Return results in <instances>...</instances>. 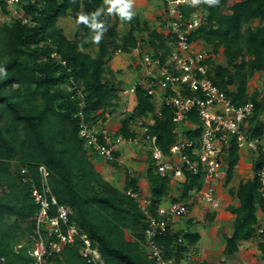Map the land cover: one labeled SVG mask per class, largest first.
<instances>
[{
  "label": "trees",
  "instance_id": "16d2710c",
  "mask_svg": "<svg viewBox=\"0 0 264 264\" xmlns=\"http://www.w3.org/2000/svg\"><path fill=\"white\" fill-rule=\"evenodd\" d=\"M230 1L201 0L198 6L191 3L180 11L187 18L198 11L205 14L203 25L191 35V41L213 47L215 54L222 49L226 65L213 67V82L235 103H255L251 122L256 136L264 128L260 120L264 100H258L259 92L248 93V83L256 73L264 75V0H237L233 5ZM17 5L23 17L0 21V258H6L8 264L32 261L25 251L17 254L15 247L37 227L39 206L33 201L31 189L40 186L39 168L44 166L50 172L53 195L60 205L72 209L71 224L94 242L101 264H157L145 249L147 213L157 216L162 202L171 198V180L156 172L149 151L146 178L151 195L149 211H145L138 198L128 195L129 191L140 194L138 180L127 174L123 188L107 181L95 168L93 151L80 131L82 122L93 128L104 115L114 114L119 108L113 103L119 97L118 87L111 79L103 81V77L113 75L107 66L113 55L149 47L164 63L170 53L167 38L152 31L148 42L139 40L137 35L145 34L150 27L140 21L130 0H110V5L106 0H20ZM125 5H130L126 11L132 13L131 19L121 14ZM0 11L11 15L6 0H0ZM70 14L80 29L76 40L69 39L58 26ZM115 22L126 26L124 35ZM96 36L100 37L98 42ZM95 47V57L86 52ZM135 95L138 105L121 121L118 135L135 139L133 125L141 122L146 126L151 115L149 134L156 136L161 151L170 155V148L177 142L172 109L162 106L158 114L146 87L136 86ZM189 122L185 136L196 139L202 124L196 114L190 115ZM16 162L19 165L14 168ZM227 163L230 183L239 163L236 145ZM114 164L117 169L124 168L118 162ZM259 167L255 165V174ZM22 170L27 173L22 175ZM203 176L202 172L186 173L181 183L183 195L171 198L172 203L199 192ZM230 194L239 205L230 208L236 219L234 234L226 240L228 255L239 252L241 242L258 236V212L264 213L256 175ZM259 236L258 249L264 261V232ZM179 239L180 234L172 232L157 239L166 248V259L177 264L187 252ZM182 239L195 247L199 235L187 234ZM55 264L85 261L75 245L66 248Z\"/></svg>",
  "mask_w": 264,
  "mask_h": 264
},
{
  "label": "built area",
  "instance_id": "2783aa9c",
  "mask_svg": "<svg viewBox=\"0 0 264 264\" xmlns=\"http://www.w3.org/2000/svg\"><path fill=\"white\" fill-rule=\"evenodd\" d=\"M6 1L13 5L20 2ZM192 1L163 0L166 7L165 36L172 42L170 53L164 63L154 56L152 50V53L146 54L144 58L147 68V82L144 81L145 85L147 84V93L154 99L161 97L163 106L172 109L174 134L177 136V142L170 148V155L166 156L157 144V137L149 134V127L143 129L150 143L156 172L162 177H168L171 185L174 182L183 183L186 173L198 175L202 172L203 186L194 194L205 204L218 209L221 201L217 195V182L226 168V156L233 145H236L239 152L246 150L259 154L256 162L260 167L255 175L259 182L260 195L264 200V128L261 134L253 136L255 127L251 121L256 112L255 103L248 101L245 104H237L213 82L211 52L198 49L197 43L191 41V35L203 25L204 20L198 12L187 18L180 11V7H187ZM120 53L118 51L116 54ZM135 90L136 87L132 92L135 93ZM191 114L197 115L202 124V131L198 138L189 140L180 129L189 122ZM261 120L264 124V119ZM138 124L143 126L141 122ZM80 137L86 140L92 151L110 162L115 160L117 146L134 141L126 140L123 136L111 137L103 131L95 132L85 122L81 123ZM26 173V170L21 171L22 175ZM39 174L40 186L33 185L31 189L33 201L39 206L38 224L34 233L15 247L16 253L25 251L32 259L30 264H55V260L66 248L78 245L80 257L85 264H101V257L94 242L83 234L79 227L71 224L72 209L60 205L53 195L48 169L41 166ZM128 195L138 198L140 206L149 211V200L142 201L140 194L131 191ZM188 214V206L180 202L171 203L167 207L159 206L157 216L147 213L146 248L157 264H176L174 260L166 259V248L157 239L166 238L176 223ZM263 232L264 227L258 230V236ZM178 242L190 250L182 238ZM198 256L196 251H190L183 261L186 264H195ZM0 264H8L6 258H0Z\"/></svg>",
  "mask_w": 264,
  "mask_h": 264
},
{
  "label": "crops",
  "instance_id": "0c3cea01",
  "mask_svg": "<svg viewBox=\"0 0 264 264\" xmlns=\"http://www.w3.org/2000/svg\"><path fill=\"white\" fill-rule=\"evenodd\" d=\"M152 1L155 2L157 0H151V2ZM160 1H162L161 7L159 8L160 14H163L162 18L160 19L162 23H161L160 28L158 29L155 28L153 29V31H157L159 34L163 35V37L167 38L165 36L166 33L164 30L165 29L164 27V17L165 16L164 15H165L166 7H165L163 0H160ZM194 2L195 1L191 2L192 5L198 6L199 3L195 5ZM234 2L235 1H230V5H233ZM146 5H147L146 0H139V2L136 5H133V9L139 15L140 21L142 23H147L150 26L151 23L149 20V15L151 13L148 12V9L150 6L146 7ZM198 13H200V15L203 14L202 18L204 20L205 14L203 13V11H198ZM195 43H197L196 46L198 49L200 50L205 49L211 52L212 60L210 61V65L212 67H215L216 65H222V63H217V62H215L216 64L214 63L216 57H221L223 55L222 49L220 50L219 54H215L213 51L214 50L213 47L211 46L206 47L199 42H195ZM167 45H169L168 47L172 45V42L168 38H167ZM224 61L226 63L225 58H224ZM258 74H261V73H256L255 75L258 76ZM143 76L140 78V81L145 78V75ZM253 77L254 75L249 79L248 93L251 95L255 92H259L260 97L258 100L259 101L264 100V95L261 93L262 91L257 89L256 86L254 85ZM143 83L144 81L138 82V85H143ZM143 87H145V83ZM230 89L232 90L233 88L231 87ZM161 99H162L161 97H157L153 99L157 107L156 109H157L158 114L160 113L161 108L163 106ZM109 117L111 116H109L108 114L104 115L100 119L98 124H96L94 127L99 125V128H101L100 131L105 130L104 125H107V123L112 121V119ZM262 118L264 119V113L260 116V120ZM137 124L138 122L135 125ZM186 126L190 127L191 123L188 122ZM119 128H120V125L116 127L114 126V124L110 127L111 131L115 130L114 132H117ZM110 129H107L106 127V130H110ZM116 153H117V157L115 155V158L118 164L123 166L125 169H128L127 168L128 165L123 162L124 160L123 158L125 157V155L122 153L120 145L116 147L114 154ZM228 155L226 156V161H227ZM250 160L251 158H250V155H248V152L246 153L244 151L239 152V163L233 175L232 181L230 183H228V178H227V174H228V163H227L226 168H224L223 170V174L221 178L217 182V195L221 201L220 207L218 209H213L211 206L205 204L195 194L191 195L189 198L184 199L183 201L180 202L188 206L189 214L185 218L180 220L178 223H176V226L173 229L172 233L180 234V238H183V236L187 234L188 235L189 234L199 235V241L195 247L191 246L190 244H188L187 241H185L187 246L190 247V250L189 248L185 246L187 249V252L185 253L184 257L186 256L188 252L196 251L199 256L196 259L195 264H202V263H207V264H221V263H225V264H264V261L262 260V254L258 249V245L261 242V238L260 236H257V235L249 241L241 242L239 246V252H237L236 254L228 255L225 253L226 240L227 238L232 237L234 234V222L236 219L235 215H233L230 212V208L238 207L239 205L238 200L231 196L230 191L236 192L242 183H246L247 181L250 180L248 179L249 176L247 175V170H251V169L254 170L255 165H257L255 162L251 163ZM147 167L148 166L145 167L143 174H139L138 172L135 173L136 171L134 173L132 171L133 174H131L130 170L127 171L128 173H126L125 178L123 179V181H121L122 184L120 185V188H123L125 186L126 176L127 174H129L131 178L138 180L139 193L141 197L143 199L145 198V200H148L147 196L149 197L151 194L148 188V182L146 178ZM98 172H100L101 174H104L102 168H100ZM236 178L238 180L237 183H235ZM245 178H247L248 180L242 182V180ZM110 179L111 178L107 176V180H110ZM179 185H180V190L177 192L173 190V188L175 187L174 184L171 186V191H170L171 198H173L172 196H175V198L182 197L183 195V190L181 188L182 185L181 183ZM144 193H147L148 195H144ZM169 203L171 204L170 200H169ZM183 220H185L184 226L181 224ZM257 226L259 227V229L264 227V213L262 211L258 212V225ZM181 264H186L183 261V259L181 261Z\"/></svg>",
  "mask_w": 264,
  "mask_h": 264
},
{
  "label": "rangeland",
  "instance_id": "374dc122",
  "mask_svg": "<svg viewBox=\"0 0 264 264\" xmlns=\"http://www.w3.org/2000/svg\"><path fill=\"white\" fill-rule=\"evenodd\" d=\"M130 1L133 5H136L139 2V0H133V1L130 0ZM193 1H195L194 4L196 5L201 0H193ZM231 1H237V0H231ZM106 3L107 5H110V0H106ZM146 4H147L146 7L150 6L148 9V12L151 13L149 15V20H150L151 25L149 26L150 27L149 31H147L143 35H137V36L140 41L148 42L149 35L153 31V29L160 28L161 23H162L160 19L162 18L163 14H160V9H159L161 7L162 1L157 0L155 2L153 1L151 2V1L146 0ZM8 5H9V10L11 11V15L10 16L5 15L2 11H0V21L2 22L11 21L13 18L23 17V13L19 12V8H20L19 5H13V4H8ZM202 15L203 14H201V16ZM115 24L117 25L120 34L124 35L127 31V28L126 26L123 25V22H115ZM58 26L60 29L64 31V34L71 40H76L77 35L80 33V29L71 14L66 18H62L59 21ZM151 50L152 49H150L149 47H145L143 50L134 51L133 54H123V53H120L118 55L114 54L112 59L107 62V66L112 69L113 75L112 76L108 75L107 77H103V81L111 79L119 89V93H118L119 97L113 102L115 105L118 104L119 108L117 109V112L114 113L113 115L110 113L108 114L109 116H111L109 118H111L112 121L107 123V125H104L105 130H102L103 132L109 133L111 137H119V135H118V131L117 132H114L115 130L111 131L110 127L113 124L116 127L120 125L123 119L130 117L133 114L135 108L138 105L136 95L132 91L134 87L138 85V82H141V81L147 82V80H144L145 78L140 81V78L143 75H146L145 72L147 68L144 64V58L146 54L152 53ZM86 52L92 55L93 57H95L97 54V48L96 47L92 48L90 50H87ZM223 57H224L223 55L221 57H216L214 63L215 62L222 63V65L225 66L226 63ZM253 81H254V85L256 86V88L261 90L262 91L261 93L264 95V75L263 74H258V76L254 75ZM151 124H153V118L151 115L148 116L145 122L146 126L134 124L133 130L136 132L137 136L132 142L133 144L132 143L129 144L128 142H125L120 145L121 151L125 155V157L123 158L124 159L123 162L128 165L127 166L128 169H125V168L117 169L114 164L115 162H117L116 158L114 161L110 162L106 160L105 157L101 156L95 151L91 153L93 156L92 161L94 163L95 168L97 169V171H99V169L102 168L103 173H104L102 174L103 177L104 178L106 177L105 179L107 180V176H109L111 179L107 181H109L113 186L120 188V185L122 184L121 181H123V179L125 178L126 173H128L127 171L130 170L131 174H133L135 171H136L135 173L138 172L139 174H143L145 167L148 166L147 159H148L149 151L151 153L152 151L150 148L149 140L144 135L143 129H145L147 125L149 126ZM106 127L107 129H110V130H106ZM188 128L189 127H187L186 125L182 126L180 129L181 133L184 135L186 129ZM100 129L101 128H99V125L96 127H93V131L98 132V133L101 132ZM244 152L246 153L248 151L244 150ZM248 155H250L251 163H254V161L256 162V158H259V154H255L253 152H248ZM257 163L258 162H256V164ZM13 165L15 168L19 164L16 162ZM247 175L249 176L248 179L250 180L254 178L255 168L254 170L253 169L247 170ZM248 179L245 178L242 180V182L247 181ZM237 182L238 180L236 178L235 183ZM174 186L175 187L173 188V190L175 192L180 190V185L178 182H174ZM144 195H148V194L144 193ZM172 197H175V196H172ZM144 199H142V201H144ZM147 199L150 200V196L149 197L147 196ZM169 200L172 203L171 198H169L165 200L164 202H162L160 207H167L170 204ZM145 204L147 205V202ZM181 224L184 226L185 220H183ZM145 249L147 250L146 246H145Z\"/></svg>",
  "mask_w": 264,
  "mask_h": 264
},
{
  "label": "clouds",
  "instance_id": "9594fccd",
  "mask_svg": "<svg viewBox=\"0 0 264 264\" xmlns=\"http://www.w3.org/2000/svg\"><path fill=\"white\" fill-rule=\"evenodd\" d=\"M119 2H120V0H116V3H119ZM113 7H115V4H113ZM128 7H130V5H125V8L120 9V11H121V14H122L126 19H131V17H132V13L126 11V9H127ZM99 38H100L99 36L94 37V39H95L97 42L99 41Z\"/></svg>",
  "mask_w": 264,
  "mask_h": 264
}]
</instances>
